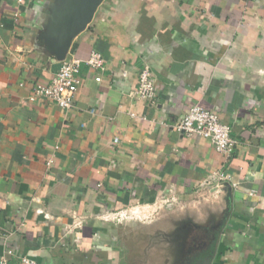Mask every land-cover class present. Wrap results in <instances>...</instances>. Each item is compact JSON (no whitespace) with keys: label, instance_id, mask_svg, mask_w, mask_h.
Here are the masks:
<instances>
[{"label":"crops","instance_id":"0c3cea01","mask_svg":"<svg viewBox=\"0 0 264 264\" xmlns=\"http://www.w3.org/2000/svg\"><path fill=\"white\" fill-rule=\"evenodd\" d=\"M53 1L0 0V257L128 264L103 217L170 201L218 206L209 264H264V0H104L67 54L103 69L81 66L67 110L29 101L60 67ZM144 66L153 102L133 94ZM193 106L230 127L229 159L175 130ZM214 172L219 191L201 187Z\"/></svg>","mask_w":264,"mask_h":264},{"label":"rangeland","instance_id":"374dc122","mask_svg":"<svg viewBox=\"0 0 264 264\" xmlns=\"http://www.w3.org/2000/svg\"><path fill=\"white\" fill-rule=\"evenodd\" d=\"M211 202V201H210ZM144 208L119 210L114 237L128 264H189L185 260L200 242L206 246V232L217 229L221 221L218 206L196 204L194 207L154 210ZM205 230V232H204ZM199 237H203L200 239Z\"/></svg>","mask_w":264,"mask_h":264},{"label":"built area","instance_id":"2783aa9c","mask_svg":"<svg viewBox=\"0 0 264 264\" xmlns=\"http://www.w3.org/2000/svg\"><path fill=\"white\" fill-rule=\"evenodd\" d=\"M20 2V0H18ZM82 65H86L93 70L103 69V57L92 52L85 60L77 57H66L60 62V67L50 82H37L29 94V101L35 102L39 99H47L55 103L62 109H70L73 104L74 96L80 85L79 72ZM97 82L100 77H95ZM158 92L157 83L153 80L151 70L148 66H144L138 74V83L134 90V96L137 99L153 102ZM175 130L188 137L197 135L210 142L213 148L225 159H229L233 154L236 141L230 135V127L218 118V115L210 110L203 109L199 106H193L181 117L176 123ZM227 176L223 172H214L210 178L201 184V187L207 186L219 191V183L224 181ZM154 210H162L163 208L172 209L173 202L164 201L161 204H154ZM115 217L110 218V215ZM121 213H108L103 217L104 220H118ZM119 215V216H118ZM12 251L8 250L7 255H11ZM21 264H37L35 260L22 257ZM0 264H9L6 256L0 257Z\"/></svg>","mask_w":264,"mask_h":264},{"label":"water","instance_id":"95a60500","mask_svg":"<svg viewBox=\"0 0 264 264\" xmlns=\"http://www.w3.org/2000/svg\"><path fill=\"white\" fill-rule=\"evenodd\" d=\"M104 0H54L49 8L44 34L46 44L56 61H63L71 42L84 31ZM200 264H209L204 258Z\"/></svg>","mask_w":264,"mask_h":264},{"label":"trees","instance_id":"16d2710c","mask_svg":"<svg viewBox=\"0 0 264 264\" xmlns=\"http://www.w3.org/2000/svg\"><path fill=\"white\" fill-rule=\"evenodd\" d=\"M205 232V230H204ZM220 235L219 227L217 229H211L206 232V236L208 237V243L206 246H203L198 242L197 246L193 249L191 254L188 256L186 255L185 260H188L189 264H200L205 257L209 256L214 252L218 239ZM203 239V237H199Z\"/></svg>","mask_w":264,"mask_h":264}]
</instances>
